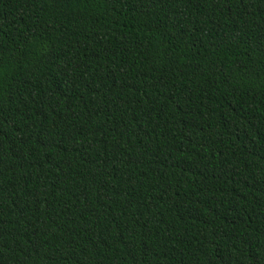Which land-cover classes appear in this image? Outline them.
I'll return each instance as SVG.
<instances>
[{
  "label": "trees",
  "instance_id": "obj_1",
  "mask_svg": "<svg viewBox=\"0 0 264 264\" xmlns=\"http://www.w3.org/2000/svg\"><path fill=\"white\" fill-rule=\"evenodd\" d=\"M0 264H264V0H0Z\"/></svg>",
  "mask_w": 264,
  "mask_h": 264
}]
</instances>
